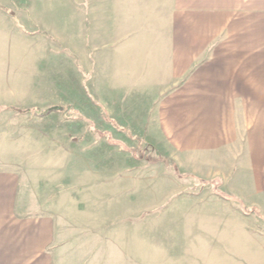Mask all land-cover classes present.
Instances as JSON below:
<instances>
[{"label": "rangeland", "instance_id": "1", "mask_svg": "<svg viewBox=\"0 0 264 264\" xmlns=\"http://www.w3.org/2000/svg\"><path fill=\"white\" fill-rule=\"evenodd\" d=\"M39 1L0 0V170L79 245L63 262L199 264L171 254L208 210H247L264 238V217L249 211L264 210V85L232 104L229 150L175 151L140 119L149 103L111 93L79 60L72 0Z\"/></svg>", "mask_w": 264, "mask_h": 264}, {"label": "crops", "instance_id": "2", "mask_svg": "<svg viewBox=\"0 0 264 264\" xmlns=\"http://www.w3.org/2000/svg\"><path fill=\"white\" fill-rule=\"evenodd\" d=\"M72 40L111 93L149 103L143 124L179 152L220 153L238 143L232 104L255 101L251 88L264 85L256 80L264 77V0H72ZM19 187L15 173L0 170V264H65L79 245L20 198ZM221 212L186 225L171 257L183 250L186 262L264 264V238L250 233L247 210Z\"/></svg>", "mask_w": 264, "mask_h": 264}]
</instances>
